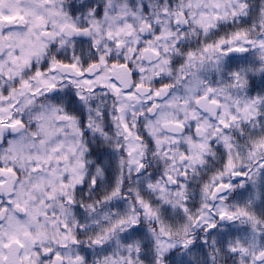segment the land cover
<instances>
[{
    "label": "snow or ice",
    "instance_id": "6c2138e0",
    "mask_svg": "<svg viewBox=\"0 0 264 264\" xmlns=\"http://www.w3.org/2000/svg\"><path fill=\"white\" fill-rule=\"evenodd\" d=\"M0 264H264V0H0Z\"/></svg>",
    "mask_w": 264,
    "mask_h": 264
}]
</instances>
